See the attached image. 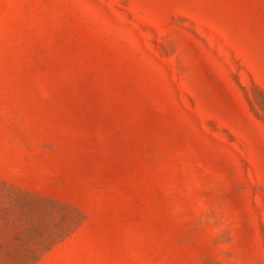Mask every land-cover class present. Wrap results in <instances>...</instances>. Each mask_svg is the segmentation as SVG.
<instances>
[{
  "label": "rangeland",
  "instance_id": "1",
  "mask_svg": "<svg viewBox=\"0 0 264 264\" xmlns=\"http://www.w3.org/2000/svg\"><path fill=\"white\" fill-rule=\"evenodd\" d=\"M0 264H264V0H0Z\"/></svg>",
  "mask_w": 264,
  "mask_h": 264
}]
</instances>
